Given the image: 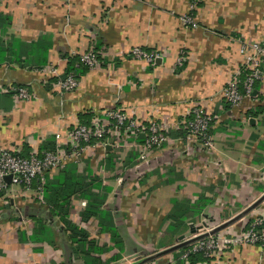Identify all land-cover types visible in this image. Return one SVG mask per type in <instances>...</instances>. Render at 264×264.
I'll return each mask as SVG.
<instances>
[{
  "label": "crops",
  "instance_id": "0c3cea01",
  "mask_svg": "<svg viewBox=\"0 0 264 264\" xmlns=\"http://www.w3.org/2000/svg\"><path fill=\"white\" fill-rule=\"evenodd\" d=\"M189 1L0 0V147L22 153L27 148L29 153L48 149V143L55 147L58 132L113 108L144 122L155 119L169 129L172 140L153 153L166 187L158 189L149 170L137 165L138 146L122 154L110 146L97 147L92 154L105 165L100 174L89 164L93 156L77 164L79 173L96 172L107 187L102 209L123 240L120 250L98 218L83 220L88 201L71 196L68 218L106 248L91 252L102 264H121L133 233L149 234V223L159 217L156 213L149 220V208L160 209L168 202L164 187L170 191V179L178 186L179 200L201 204L197 215L204 220L227 221L260 198L229 228L250 224L264 213V74L241 104L232 106L224 96L233 78L245 91L249 68L241 53L244 44L264 48V0H208L193 10ZM185 14L197 17L199 25L185 23ZM135 46L159 58H136L130 53ZM91 49L98 52L101 64L81 75L75 88L61 87L68 56ZM18 87L27 88L30 98L17 99L12 88ZM194 104L215 116L209 148L178 128L191 116ZM120 156L123 175L116 173ZM37 186L10 185L0 194V264H86L61 216L52 214L45 192L41 199ZM219 204L233 208L223 219L214 211ZM172 207L160 215V225L170 224L167 214ZM39 220L46 233H36ZM187 226L189 239L197 230ZM180 236L160 239L159 251L130 264H189L183 254L191 242L167 251ZM196 264H264V255L258 245H248Z\"/></svg>",
  "mask_w": 264,
  "mask_h": 264
},
{
  "label": "built area",
  "instance_id": "2783aa9c",
  "mask_svg": "<svg viewBox=\"0 0 264 264\" xmlns=\"http://www.w3.org/2000/svg\"><path fill=\"white\" fill-rule=\"evenodd\" d=\"M192 2L197 4L201 0H192ZM193 8L191 9L193 10ZM192 17L187 14L184 19L188 24H192L195 23ZM130 53L147 62H154L159 58L157 53L149 52L140 46L133 47ZM241 53L248 64L249 73L244 80V92L240 90V82L237 78L228 82L224 96L232 106L239 105L245 95H252L256 81L260 80L264 74L262 69L264 48L259 43L252 44L246 50L242 48ZM80 57L89 67L101 64L98 54L93 49L82 53ZM59 83L64 89H73L77 86L78 79L73 73H70L66 79ZM12 90H15L17 99L30 98V92L25 87L12 88ZM214 121L215 116L212 113L196 104L192 108L191 116L183 119L178 128L193 134L194 138L203 142L204 146H210L211 127ZM94 138L98 140L92 142ZM170 140L169 129L159 124L155 119L144 122L121 108L102 111L95 115L89 124L78 123L66 133L58 132L56 148L53 150L36 149L28 156H24L18 149L0 147V194L10 185L30 187L37 182V189L42 199L48 176H53L55 171L69 162L81 163L84 157L92 154L97 147L106 150L110 146L118 154H122L127 147L137 145L140 152L138 161L147 165L151 148ZM117 159L118 164L124 160L121 156ZM7 176H11L10 181H7ZM212 229L207 231V235L204 232L201 233L196 240L189 244L190 249L184 252V259L187 260L188 255L193 251H203L213 258L217 256L218 249L232 245H258L264 255V213L256 215L250 224L244 223L237 228L228 227L216 233H210Z\"/></svg>",
  "mask_w": 264,
  "mask_h": 264
},
{
  "label": "trees",
  "instance_id": "16d2710c",
  "mask_svg": "<svg viewBox=\"0 0 264 264\" xmlns=\"http://www.w3.org/2000/svg\"><path fill=\"white\" fill-rule=\"evenodd\" d=\"M2 20H4V18L0 16V28L4 24V21L2 22ZM2 49L3 47H0V52L2 51ZM146 50L151 52V50L149 49ZM94 51L96 52V50ZM96 53L98 54V52ZM89 68L90 67L82 61L80 56H68V67L64 76L73 73L75 77L79 79L81 75L85 74L89 70ZM248 73L249 71L246 70L245 78L247 77ZM90 121L91 117H88L81 123L89 124ZM173 135L178 134L173 133ZM97 140L98 139L94 138L92 142H96ZM46 146H48L49 148L51 147L52 150L56 148V144L54 147V143H48ZM21 154L24 156H28V148L26 149V151L24 150L23 153L21 151ZM107 191V187H103L102 181L98 176L91 175L90 173H79L77 171V164L74 162H69L62 166L57 176H48L47 182L44 185L46 201H48L49 205L51 206L52 214L61 216V219L65 223V226L70 231L69 238L73 242L77 243V252H81L84 254V260L86 264H102L101 259L99 257L93 256L91 252H102L106 248L99 247L97 241L91 238L86 230L80 228L76 223L69 220L68 210L71 204L70 198L72 195H79L80 197L87 199V207L82 212L83 220L88 221L93 217L98 218L100 220L99 224L101 228L111 233L115 245L120 250H122L123 240L116 232L112 223H110L107 214L102 209ZM201 210L202 206L199 202L193 204L189 200H174L173 207L167 214V219L170 220V228L172 227L174 230H177L184 225H188L186 223V219L197 215ZM38 223L39 228L36 233H46V228L43 224V221L39 220ZM184 248L185 251H187L190 249V245L185 246ZM208 259H211V257L206 255L203 251H193L188 255L187 258L189 264H196L199 261H206Z\"/></svg>",
  "mask_w": 264,
  "mask_h": 264
},
{
  "label": "rangeland",
  "instance_id": "374dc122",
  "mask_svg": "<svg viewBox=\"0 0 264 264\" xmlns=\"http://www.w3.org/2000/svg\"><path fill=\"white\" fill-rule=\"evenodd\" d=\"M207 1L208 0H201V2H199L197 4H194L192 2V0H190L189 1V4H188V7H189V9H191L193 7H195L197 9V8H199L201 6H204ZM185 16H187V14H185L183 16V20H184L185 23H187L185 21V19H184ZM192 20L195 21V23L193 22L192 24H188V23L187 24L188 25H191L192 27H197L199 25V22H198L197 17L196 18L195 17L194 18L192 17ZM251 45H252L251 43L244 44L243 49H246L248 47H251ZM134 57H136V56H134ZM244 99L245 98L242 99L241 103L243 102ZM194 105H196V104H194ZM200 106L203 107L204 110H206L204 108V106H202V105H200ZM185 136L187 138H189V139H194L193 134H191L190 132H185ZM212 144H213V136H212V140H211V145ZM164 145H165V142L164 143H161L160 145H156V146H154V147L151 148V150L149 151V163L147 165L146 164H143L142 161H138V157H137V161H138V164L137 165L138 166L139 165H143V168H142L143 170L142 171L149 170V177H153L152 182L153 183H157V188L158 189H160L161 187L165 186V183H162V176H160L159 174H157V171L161 172V169L159 167V166H161V164L159 165V162H158L159 160H158V158H156V156L153 153L157 149L162 148ZM211 145L210 146H205V147H208L209 148V147H211ZM133 146H137V145H133ZM100 149H102V148H100ZM138 153L140 154L139 147H138ZM139 154H138V156H139ZM90 156L92 157L93 154H90V155L85 156L84 159H83V161H81V163H78V164H83L84 163V160L87 159V158H89ZM93 157H94L93 159L90 158L89 164H91L94 167V170L97 171L98 174L105 172V165L104 164L103 165H100L102 160H99V158H95V157H97L96 155L93 156ZM74 163H76V162H74ZM122 163H123V161H122ZM122 163L118 165L117 171L115 169V165H114V169H115L116 173L117 172L118 173L121 172V174L123 175L125 172L124 171H121V170L123 168H125V167H124V164H122ZM162 165H163L162 166V170L163 169H166V167L164 166L165 164L162 163ZM138 171H141V170L139 169ZM98 174L95 172L93 175L99 176ZM122 175H120V176L122 177ZM110 177H112V176H110ZM121 177H120V180L122 179ZM165 179H167V178H165ZM171 180L172 179H170V184L168 186V187L171 188L170 191L165 188L166 186L164 187V190H165V193H166V199H168V202L167 203L164 202L163 206L160 209L158 207H151V206L149 208V220L152 219L153 215H155L157 213V216H159L157 218V221L154 222V223H149V234H147V233L146 234H143L142 231H139L137 233L136 232L133 233V236L135 238H137L138 241L135 240L134 237H133V239H132V237H130L131 238L130 241L132 242V244H130L129 247H127L126 253L122 254V259L120 261L121 264L136 263L138 261L143 260L146 257L149 258V254L154 253V252H157V251L160 250V249H158L159 248V242H160L159 240L160 239L161 240L167 239L170 235L171 236L172 235H185V238L183 240H180V242L186 241V240H190V239H192V238H194L196 236L197 237L200 236L201 233H203V232L204 233H208L207 231H210L211 228L214 229L215 227H217V226L221 225L222 223H225L226 222V221H223L221 219H220L219 222H217V221L211 222V217H209V218H207V219L204 220V219H202L201 215H195L193 217L187 218L186 219V223L189 224V225H192L197 230L196 233H194L193 236L191 238H189V239H187L188 238L187 235L190 236L191 234L187 230V228H188L187 225H184V226L178 228L177 230H174L172 227L170 228V224L168 222H164L162 225H160V220L162 219V218H160V217H162L160 215H162L163 213H165V211L168 210L170 208V206L173 204V201L176 200V199H178L179 198L178 195H180L179 194L180 191L178 190V186L176 187V185H175L176 183L175 182L172 183ZM158 189L155 188L154 191L155 190H158ZM157 192H159V191H156L155 193H157ZM157 210H158V212H157ZM231 210H233L232 207H227V208H224L223 209L220 206V204H219L218 206L215 207V210L214 211L216 213H219L218 215L222 216V219H223V218H225L224 216H226L225 213L226 212H230ZM204 221H205V223H204ZM231 225H229V226H231ZM137 226L139 228H143V225H141V224H138ZM228 227H226V228H228ZM182 228H184V229H182ZM146 235H149V239H147V236ZM180 242H178V243H180ZM243 246L244 245H232V246H229L227 248L218 249L216 251V255L217 256L216 257H213V258L214 259H220V257L223 255V253L226 250H228L229 248L231 249V248H237V247H243ZM162 259H165V258H161V261H162Z\"/></svg>",
  "mask_w": 264,
  "mask_h": 264
},
{
  "label": "water",
  "instance_id": "95a60500",
  "mask_svg": "<svg viewBox=\"0 0 264 264\" xmlns=\"http://www.w3.org/2000/svg\"><path fill=\"white\" fill-rule=\"evenodd\" d=\"M11 176H7L6 179L7 181H10ZM263 200V198H260L258 201H256L253 205H251L250 207H248L247 209H245L244 211H242L241 213L235 215L233 218L227 220L225 223H222L221 225L215 227L214 229H212V231L210 233H216L219 232L220 230H223L224 228L228 227L229 225H231L233 222H235L236 220L240 219L241 217H243L245 214H247L250 210H252L253 208L256 207V205L261 202ZM195 233V231H194ZM208 233H206L205 235H207ZM204 236V235H202ZM185 238V235H181L179 237V240H183ZM198 237H194L190 240H186V241H182L174 246H172L171 248H169L167 251H173L176 249H179L181 247H183L184 245L193 242L194 240H196ZM165 251V252H167ZM164 253V252H163Z\"/></svg>",
  "mask_w": 264,
  "mask_h": 264
}]
</instances>
